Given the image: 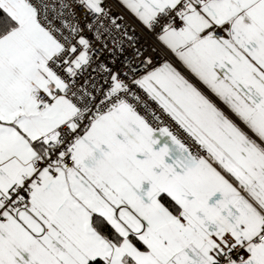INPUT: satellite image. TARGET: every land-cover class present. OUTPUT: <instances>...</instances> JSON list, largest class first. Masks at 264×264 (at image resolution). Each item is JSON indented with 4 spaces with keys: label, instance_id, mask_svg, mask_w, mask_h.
Wrapping results in <instances>:
<instances>
[{
    "label": "snow or ice",
    "instance_id": "obj_1",
    "mask_svg": "<svg viewBox=\"0 0 264 264\" xmlns=\"http://www.w3.org/2000/svg\"><path fill=\"white\" fill-rule=\"evenodd\" d=\"M0 264H264V0H0Z\"/></svg>",
    "mask_w": 264,
    "mask_h": 264
}]
</instances>
